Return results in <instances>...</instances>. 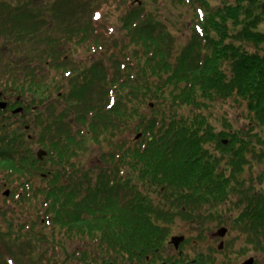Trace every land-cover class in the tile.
Returning a JSON list of instances; mask_svg holds the SVG:
<instances>
[{
    "label": "trees",
    "instance_id": "obj_1",
    "mask_svg": "<svg viewBox=\"0 0 264 264\" xmlns=\"http://www.w3.org/2000/svg\"><path fill=\"white\" fill-rule=\"evenodd\" d=\"M13 1L0 0V39L10 37L8 31L10 28L11 35H17L16 38L21 41L27 38V41L31 42L30 37L38 32L36 31L38 25L35 24H41L42 17L35 13L38 10L29 1ZM185 3L186 5L191 3L195 9L192 32L186 43H181L179 37L175 39L172 31L166 26L162 27L164 23L155 11L139 18L143 9L136 6L128 8L126 16L119 17L117 34L111 42L113 50H117L119 55L109 57L113 66L111 71L107 63L101 60L105 50H99L100 54L94 55L95 59L92 57L91 62L83 69L77 70L71 66L75 76L73 85L75 95L82 94L83 97L98 90L95 82L100 79L102 92L100 99L104 97L109 103L113 101L104 110L111 117V128L118 126L119 118L125 116L129 120V117L137 115L140 119L137 127L142 128L144 135L150 134L149 143L141 148L143 144L141 140L140 145L134 150L131 144L125 146L124 142L123 146H120V151H114L112 156L107 154L106 159L109 160L110 166L99 168L96 175L86 172L84 178H76L73 176L80 170L79 168L71 173H66L68 170L64 167L57 170L58 180L60 173H65L62 180L73 181L76 178L78 182L96 180L98 183L88 187V197L87 193H79L84 186L76 185L68 193L71 187L61 185L60 191L66 189L63 194L58 195L56 191H52L45 196L48 210L57 209L66 198L71 197V201L74 202L75 196H84L86 198L84 205L90 207L96 214L89 228L92 237L97 241H103L105 238L120 239L118 243L123 239L122 243L128 252L142 250L140 240L149 233L146 230L151 224L148 219L151 203L139 201L134 208L135 211L129 210L128 215L124 214L122 218L117 214L114 216L115 219L108 216L103 218L99 217V214L102 212L101 207L105 206V211H108L106 207L109 204L116 205L113 201L121 198L131 199L135 191L136 198H148L139 191L137 185H127L137 179L131 177L129 173L132 168L134 172L141 173L139 180L142 177L151 179L159 187L165 186L169 191L171 189V192H176L171 195L179 196V201L189 208L208 201L207 197L211 195L215 185L216 173H222V170L218 169L222 158L209 153L207 143L217 144L216 147H219L223 154H227L233 166L246 163L247 154L259 159L264 157V151H258L259 143H264L263 137L253 132L256 127L264 125V31L256 28L258 22L264 18V1L236 0L235 3L228 1L217 8H204L200 0L199 2L189 0V4ZM245 3L247 6H243ZM57 6L58 8L53 10L60 13L59 4ZM45 9L52 8L46 6ZM48 12V22L54 25L56 13ZM86 20L90 24V29L88 28L90 34L84 37L77 36L78 33L74 32L77 43L91 42L93 37L99 43V35L91 26V16ZM59 21L61 19H57V22ZM64 21L56 23V26L69 32L70 28ZM252 45L256 49H252L250 47ZM102 48L101 46L100 49ZM27 58L29 60L26 62V71L32 74L26 76V83L33 85L37 84L32 79L40 62H48L50 67H60L67 63L56 49L49 51L42 58L34 55H28ZM109 92L113 94L110 95ZM227 99L243 101L251 113L249 132L243 129L218 130V120H214L215 118L206 110ZM147 101H153L156 107L149 119L141 109ZM98 114L99 111L97 114L91 112L90 123ZM96 125L91 124V133H94ZM225 138L229 139L226 144L223 143ZM66 140L68 141L66 144H60V139L52 142L56 147L59 162L72 156L70 155L72 149H65L72 140L69 133ZM157 144H160L161 148L157 147ZM115 155L118 157L115 158ZM135 155L143 159V168L139 169V164L136 166L133 161ZM155 155L162 159L155 163L152 160V156ZM24 157L30 159L28 163L33 167L34 157L21 155V159ZM9 163L17 173L30 169L23 163L21 167L16 165L14 157L9 159ZM228 180L221 178V182ZM222 186L224 184L218 187ZM62 196L64 199H61ZM57 210L62 218L52 214V219L64 228L69 219L62 215L59 209ZM80 212L75 210L74 217L79 218ZM252 222L262 227V215L254 217ZM82 226L83 224L77 231H82L84 229ZM68 229L70 233L77 235V231L73 232L75 226ZM55 242L62 243L61 240L56 241L54 237L53 243Z\"/></svg>",
    "mask_w": 264,
    "mask_h": 264
},
{
    "label": "rangeland",
    "instance_id": "obj_2",
    "mask_svg": "<svg viewBox=\"0 0 264 264\" xmlns=\"http://www.w3.org/2000/svg\"><path fill=\"white\" fill-rule=\"evenodd\" d=\"M21 1H29L32 6H36V10L38 11H35V13L42 17L40 19V22L42 23L35 24L38 25L36 30L38 32L35 34V36L30 37L31 42H28L27 38L21 41L19 38H16L17 35H10L7 42H5L6 45L3 46L4 52L0 54V86H7L9 84V86L13 85L17 89L24 86L26 87L25 94H27V96L31 99L28 103L30 107L26 109V111L28 112L26 120L24 119L26 122L25 125L28 124L29 126L23 125L28 129L21 130L23 136L21 138L22 144L20 146V149L24 148L26 150V152L25 150L24 152H22V155L29 156L31 155V153L34 155L35 149L39 147L37 145L36 135L41 136L43 141H50L58 139L60 137L59 133L65 132L64 135L66 136L69 132L72 140L69 142V145L65 146V149H72L73 154L69 162L68 160H60L59 162L57 158L56 147L52 146V150L54 152L53 155H41L40 160H42V162H44L48 167L44 170V172L47 174L50 168H55V171L60 170L62 167H64L63 164L67 163L66 166L69 167L70 170L66 171V173H71L77 170V168L80 169L77 173H74L73 177L84 178L86 176V172L90 173L91 175H96L99 168L102 169L105 165V167L110 166L109 160L106 159V157L108 158L107 154L112 156L114 151H120V146H123L124 142L125 146L131 143V146L135 150V148L140 145L139 142L146 137L149 138L150 134L144 135V131L142 130V128L137 127L140 120L137 115H135L134 117H129V120L128 117L126 118L125 116L123 118H119L118 126H115L114 129L111 128V117L107 114L106 111H104L105 109H107V107L110 106L109 101L104 97V99L102 98L103 100L100 99V96L102 94V92H100V79L95 82L96 88L98 90L89 93L86 96L83 95V97L81 96L82 94L75 95L72 93V86L74 85L75 77L74 72H72L70 76L68 75L69 71H73L71 66H74L77 70L83 69L87 67L89 62H91L92 57L95 59L94 55L100 54L98 52L99 50H105V54L101 60L107 63V66L111 71L113 69V66L109 57L111 56L112 58H114V54L119 55V52H117V50H113L114 46L111 45L112 38L117 34L116 29L119 25V17L125 15V12L128 8L136 6L143 9L142 11H140L139 18H141L145 14L155 11L157 13V16L164 23L162 27L165 28L166 26L168 29H170L172 31V34L174 35V38L177 39L179 37V41L184 44L188 41V37L192 32L191 26L194 23L193 20L195 17L194 6L191 3L189 4V0L185 1L189 5H186L183 0H82L84 3L82 5L78 2V0H71V2H69L70 0ZM132 1H134V4H131ZM228 1L231 3H235L236 0H200L204 8H217L218 6H223ZM197 2H199V0H197ZM58 4L61 9L60 13H57L53 10V8H58ZM46 6H50V8L52 9L46 10ZM243 6H247L246 3ZM48 11L56 13V19L54 20L55 22H53L54 25H52V22H48ZM95 11H97L99 18L94 17L93 19L92 14ZM88 16H91V26L93 28V31L99 35V43L95 41L94 37L92 38L91 42L86 41L81 44L77 43L76 37L72 38V40L74 41L65 40L63 41V43H61V36L65 33V31L60 29L59 26H56V23L60 24L62 20H65L64 23H67V27L70 28L69 33L76 32L78 33L77 36L80 35L85 37L90 34L88 30V28L90 29V24L86 20ZM57 19H61V21L57 22ZM200 20H202V18H200ZM139 23L140 19L138 20V24ZM256 28L258 30L264 31V18L262 19V21L258 22ZM60 46L62 47V49ZM101 46L103 47L102 49H100ZM250 47L252 49H256V47L253 45ZM55 49L58 50L57 53L62 50V59H66L67 63L53 69L48 74L40 75L39 70L43 68V63L40 62L39 65L37 64V73L32 79L37 82V84H26V76L32 74L31 72L26 71V62L29 60L27 56L34 55L38 58H42L49 51H53ZM10 81H12L13 84H10ZM34 91H38V94H34ZM60 93H62V95H60ZM84 99L86 100L83 101ZM96 99H98V101ZM150 102L153 101H147L141 108L143 114L148 116L146 117L148 119L152 117L156 108L151 107ZM92 111H94L95 114H97L99 111V114L92 120V123H90V116ZM206 111H208V114L212 115L215 118L214 120H218V130L232 131L243 129L246 132L250 131L251 113L247 110V107L245 106L243 101L239 99L221 100L217 106L210 107V109H207ZM54 118H56V126L53 123ZM124 121L126 122L124 123ZM93 123H96L97 125L94 128V133H91L90 129L91 124ZM82 128L86 130L84 134H82ZM253 132L259 133L264 139V125L256 127ZM29 135H31V137H29ZM60 144H62V137ZM206 146L209 150V153L222 158L219 164V166H221V169L219 170H222V173L225 175V177L229 178V182L234 181L235 186H229L228 183L222 187H216L217 185L214 186V188L211 190V195L207 197L208 201H205L201 204H209L205 205L209 208L204 207L202 210L208 211L210 210V206H212L213 203L221 202L222 208L220 210L225 211L227 209V206L229 204H232V198L241 196L236 192V190H233L234 192L231 193V190L234 187L242 191L254 190L252 191V193L257 192L256 195L260 194L259 191L255 190L253 187H248L249 185L247 184V181H250L251 176H254L253 174H255L256 170L259 169L257 159H255L253 163L257 164L256 168L251 170L250 172V169L246 171L244 169L238 170L230 164V160L227 154H223L221 149L219 147H216L217 144L209 142L206 144ZM157 147L161 148L160 144H157ZM45 148L48 149L47 146H45ZM78 153H81V155L75 156ZM117 157L118 156L115 155V158ZM159 159H162V157L158 158L157 155L152 156V160L155 163ZM17 160L18 164L22 165L23 163L30 168L29 170L24 168L31 173V175H24V179L31 178L32 188L26 187L21 179L16 180L15 175H12L11 173L10 178L7 179V181L9 182V188H12V193L13 191H17L20 195L24 194V192L28 193L29 191L33 194V197L24 198V202L18 203L13 201V194H11L10 197L4 196V199L0 201V212H5V217H8L6 219L12 222V227H21L19 229L20 234L24 235L27 243L31 244L32 246V260L34 261L33 256L35 253L37 257L43 255L42 263L37 261L39 262L37 264H63L67 255L69 254V256H72L70 264H82L81 254L76 255L74 253L75 250H77L78 246L80 248H83L85 257L91 258L93 256V244H99L100 241L94 240L95 238L92 237L89 229L86 232L83 229L82 231L78 232L77 235H75L74 233L70 234V230L68 229V234L66 233V236L60 232L61 228L57 227L56 230H58V232H55L54 237L56 241L61 240L62 242L60 244V246H62V251L60 253H57L56 251L58 248V243H53L54 237L51 235V232L49 230L41 231L40 228V225L43 222L39 221L38 217H40L39 214L41 209L43 210V212L46 210L44 206L46 202L45 196L51 193L53 189L57 192L58 195L65 192L66 189H62V191H60V183L65 173H60L61 176L59 180L52 176L44 177L43 172H37L38 169L36 166L30 167L28 163L30 159L25 157L21 159L18 157ZM142 160L139 156L135 155L133 161L135 162L136 166H138L139 164V169L143 168ZM4 161V163H1L0 161V164H2L3 167H10V164L6 160ZM68 163H70L71 165H69ZM129 173L131 177L137 179L132 183H127V185L131 186L133 184H137L138 188L144 193H150V191L147 189L151 190L152 187H154L156 188L157 192L149 195V198H154L155 202H160L162 200V198L158 197L160 196L158 192L162 193L163 195H165V193L161 191V187H159L158 184L154 183V181L151 179H143V177L141 178V180H139L138 178L141 173L139 171L138 173L134 172L133 168ZM69 176L70 174H68L67 177ZM148 176L150 178H153V176L151 175ZM7 177H9L8 171ZM85 182H87V184H85ZM97 183L98 182L96 180L83 181V185L85 187L84 194L87 193L86 197L89 196L88 187L94 186ZM72 188L73 186L68 189L67 192L69 193ZM0 190H3V187H0ZM166 196L171 197L168 191ZM0 197H2V195H0ZM61 199H64V197L62 196ZM258 215L259 213H254L251 214V217L254 218ZM99 217H101V213L99 214ZM79 218L80 221H83V217L81 215ZM199 219H203V217ZM199 219L197 221L194 220L191 222L187 218V223H185L186 228L184 229L182 227V229L188 232V234H193L192 239L198 241V243H194V245H192L198 251L205 250L207 254H211L213 257H215L214 261L223 260V262H226L227 264L228 262H230L229 264H233L231 263V261H236L235 255L237 253L234 254L233 251L239 250L247 252V247H245L244 244L247 243L248 237L237 233L235 234L233 240L228 241V247H226L224 249V252L222 253L217 252V248L215 247H206V228L202 229L199 233H196L195 231H189L191 229L196 230L198 228V222H200ZM175 220L178 221L176 223H173L172 227H174L175 230H178L180 228V225H182L183 223H180L179 217H177ZM1 222L2 220L0 221V223ZM189 222H191L190 225H188ZM25 223H27V225L31 223L30 229L23 230ZM73 223L76 226V229H74L73 232H76L77 227L80 225L78 222ZM9 227L10 225L4 226L2 222L0 232L8 231ZM92 227H94V224L92 225ZM67 239H69L70 241H67ZM52 243L54 244V248ZM189 247L190 246H188V248ZM1 248H4L6 251L10 250V246L7 245ZM1 248L0 262L4 263L5 261L3 259V256L6 255L5 253H3V255L1 254ZM250 250L253 249L250 247ZM101 253L104 254V252ZM193 253L194 249H190L189 254ZM240 254L241 257H244V254ZM10 256L13 258L11 254ZM212 256L207 257L204 255L202 259L208 260L211 259ZM20 261L21 264H32V262H28L27 256L22 257ZM4 264H8V262ZM15 264H17L16 261Z\"/></svg>",
    "mask_w": 264,
    "mask_h": 264
},
{
    "label": "flooded vegetation",
    "instance_id": "obj_3",
    "mask_svg": "<svg viewBox=\"0 0 264 264\" xmlns=\"http://www.w3.org/2000/svg\"><path fill=\"white\" fill-rule=\"evenodd\" d=\"M22 91L17 90L15 86L3 85L0 86V161L4 163L6 160L9 163V159L14 157L15 164L17 163L18 157L21 158V152L18 149L20 144H22V131L26 130V116L28 112L26 111L27 101L21 96ZM23 117V118H22ZM25 119V120H24ZM25 125V126H23ZM31 137V135H29ZM38 141L37 145L39 146L34 152V163L33 166L42 168V165L39 163L38 150L42 148L41 136H36ZM228 142V141H227ZM264 143H259V150L264 151ZM261 152V151H260ZM32 156V153L31 155ZM246 163L241 166H233L236 169H244L245 171L250 169L249 172L256 168L257 164H253L254 160L257 159L259 169L256 170V173L251 176L250 181H247L248 187H253L255 190L259 191V195H256L257 192L252 193L250 190H238L235 187L231 190V193L236 190L241 196L232 198V204L227 206L225 211H221L222 208L221 202L213 203L210 206V210H202L204 207L209 208V204H204L201 206H190L182 204L178 198L167 197V191L170 194V191L167 190V187L161 186V191L165 193L158 192L162 198L160 202H155L154 198H149V195L157 192L156 188L147 189L150 193H144L142 190L139 191L148 196L144 199H138L134 196L130 200L127 198H121L118 201H113L116 203L115 206L109 204L106 207L108 211H105V206L101 207V216L105 218L115 219L116 214L120 218L125 214L128 215L129 210L135 211L134 208L136 204L140 202L151 203L150 212L148 214V219L151 221L149 228L146 230L149 233H146V237L140 240V245L142 250L137 252H128L125 245L120 239H104L100 241L99 244H93V256L85 257L82 255L83 248L77 247V251L81 254V263L82 264H227L223 260L214 261L215 257L211 254H207L205 250L198 251L194 246V243L198 241L192 239L193 234H188L184 231L185 223L187 218L192 222L199 219L200 222L196 230L191 229L189 231L199 233L202 229L206 228V247L210 246L212 248H217V252L222 253L224 249L228 247V241L233 240L235 234H240L248 237L247 243L244 244L247 252L235 250L233 251L236 261H231L233 264H264V243L257 238V233L264 234V157L256 158V156L247 154ZM3 159V160H2ZM20 161V160H19ZM10 164V163H9ZM0 187H3V190H0V201L4 199V196L10 197L13 194V201L15 202H24L26 197L21 199L20 194L17 191L11 192L12 188H9V182L7 179L10 178V173L8 172L9 177H7V171L9 167H3L0 164ZM221 169V166L218 167ZM21 171L15 175L16 180L21 179ZM41 173V170L39 171ZM17 177V178H16ZM221 178L225 177L224 174L217 172L215 178V185L218 187L220 184L229 186H235L234 181L228 180V182H221ZM229 179V178H228ZM69 185L74 186L75 182H68ZM87 184V182H85ZM137 185V184H135ZM17 189V188H16ZM134 190V189H133ZM133 191L131 192L132 195ZM22 200V201H21ZM82 200L81 197H75L74 202H72V210H79L82 208V217H83V226L85 232L90 228L92 223V218L96 216L95 212L90 210V207L86 205H80L78 202ZM128 200V201H127ZM124 201V203H123ZM131 202V203H128ZM81 206V207H80ZM90 206V205H89ZM147 207V206H145ZM191 211V212H190ZM262 215V224L263 226L254 224L251 221V214L257 213ZM42 211H40L41 213ZM60 212L66 213L67 209L63 206L60 207ZM251 212V213H250ZM68 213V212H67ZM133 214V213H132ZM131 214V215H132ZM253 216V215H252ZM179 217L180 228L175 230L172 227L173 223H176L178 220H175ZM80 219V218H79ZM79 219L74 220L81 225ZM147 219V218H146ZM42 222H44L42 220ZM188 223V225L191 224ZM12 222L6 219L4 226H9ZM74 224V223H73ZM208 224V225H207ZM56 224H54L55 226ZM59 226V225H56ZM75 226V224H74ZM45 227V228H44ZM76 227V226H75ZM78 226L77 228H79ZM106 227V226H105ZM41 231L47 230V227L44 223L40 225ZM253 236V238H251ZM67 241H70L67 239ZM143 246V247H142ZM188 246H190L188 248ZM100 251H98V249ZM250 247L253 250H250ZM194 249L193 254H189V250ZM101 252H104L102 254ZM106 252V255H105ZM244 254V257H241V254ZM212 256L211 259L203 260V256ZM89 259V260H87ZM230 262H228L229 264ZM73 264V263H72Z\"/></svg>",
    "mask_w": 264,
    "mask_h": 264
},
{
    "label": "water",
    "instance_id": "obj_4",
    "mask_svg": "<svg viewBox=\"0 0 264 264\" xmlns=\"http://www.w3.org/2000/svg\"><path fill=\"white\" fill-rule=\"evenodd\" d=\"M152 106V105H151ZM226 141V140H225Z\"/></svg>",
    "mask_w": 264,
    "mask_h": 264
}]
</instances>
